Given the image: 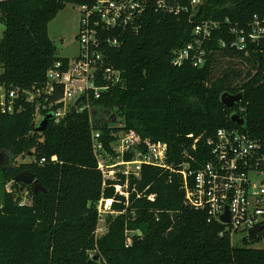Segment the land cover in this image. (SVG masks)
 Returning <instances> with one entry per match:
<instances>
[{"label": "trees", "instance_id": "1", "mask_svg": "<svg viewBox=\"0 0 264 264\" xmlns=\"http://www.w3.org/2000/svg\"><path fill=\"white\" fill-rule=\"evenodd\" d=\"M92 1L0 0L6 27L0 84L43 87L55 63L68 60L57 55L49 23L68 4ZM255 15L264 20V0H205L196 20H218L221 27L205 45V64L194 67L172 62L174 51L192 40L193 25L183 15L151 9L138 33L126 32L120 48L106 50L122 81L91 99L95 111L74 109L38 131L31 102L18 100L13 114L0 110V154L7 152L14 163L0 167L12 189L2 192L0 204V264H98V256L103 264H264V249L249 246L264 231L244 239V247L232 245L228 235L220 236L223 225L186 204L178 172L145 167L142 178L130 182L136 191L126 204L112 185L104 187L92 143L93 130H100L111 151V132L123 128L141 147L167 143L172 168L186 163L195 171L208 160L207 141L220 128L245 131L264 144V39L243 50L220 44L230 38L227 18L243 27ZM225 93L241 94L242 100L226 107ZM113 114L117 123L110 124ZM234 114L244 123L233 121ZM26 157L32 160L19 162ZM25 170L45 191L14 181ZM26 191L31 199L22 203ZM102 197L114 199L115 213L106 215L107 231L97 237Z\"/></svg>", "mask_w": 264, "mask_h": 264}, {"label": "built area", "instance_id": "2", "mask_svg": "<svg viewBox=\"0 0 264 264\" xmlns=\"http://www.w3.org/2000/svg\"><path fill=\"white\" fill-rule=\"evenodd\" d=\"M204 2L93 0L81 4L82 18L77 36L80 55L66 62L57 61L55 68L48 71L47 82L41 88L28 91L8 89L0 84V110L5 114H13L18 100L31 102L35 106L37 125L48 114H53V121L60 123L74 109L95 111L91 99H100L112 86L122 81V72L109 64L106 50L120 48L125 43L126 32L138 33L151 9L187 17L193 25V38L174 51L172 62L177 66L186 62L192 63L194 67L203 66L207 60L205 45L221 27L218 20H196ZM226 21L230 25L227 31L230 38L220 39L222 47L243 50L249 43L264 39V20L258 15L243 27L232 24L228 18ZM81 97L82 100L76 105ZM111 137L109 151L102 141V132L94 129L93 150L103 175L104 187L112 185L115 195L125 198L126 204H129L131 192L136 191L135 185L131 188L130 182L140 180L145 167H156L183 176L186 204L206 212L209 220L223 225L220 236L228 235L232 245L238 233L246 234L244 239H251L250 229L257 224L264 225V144L252 139L245 131L218 129L207 141L209 158L197 171L190 169L186 163L181 164L179 169H173L167 159L168 145L163 141L141 147L132 133L123 128L112 131ZM45 161V158L42 159V162ZM6 189L11 191V185L8 184ZM154 197L152 194L149 199L153 200ZM113 201V198L105 197L99 200L100 222L105 223L101 212H107L106 215L115 213L112 211ZM227 208L229 223L222 221ZM99 230L100 227L96 230L97 237L104 234L99 235Z\"/></svg>", "mask_w": 264, "mask_h": 264}, {"label": "rangeland", "instance_id": "3", "mask_svg": "<svg viewBox=\"0 0 264 264\" xmlns=\"http://www.w3.org/2000/svg\"><path fill=\"white\" fill-rule=\"evenodd\" d=\"M81 18H82V14H81L80 5L68 4L49 23V36L53 40L57 48V55L59 57L66 59H73L80 55L81 47L77 36L80 32ZM5 30H6L5 24L0 23V40L4 36ZM0 71H2L1 68ZM116 123H117V117H116ZM30 160H32V158L26 157L24 159H19V162H26ZM11 165H14L12 158L7 152H3L0 161V167L5 168ZM6 184L7 183H5L0 172V204L2 203V192L6 190ZM22 197H23L22 203H26L31 199L29 195V191L24 192L22 194ZM106 213L107 212H101L102 218L106 217ZM109 215H113V214L109 213ZM99 227H100L99 235L107 231V225L103 221L100 222ZM129 233L134 234L135 232L131 231ZM136 233H139V231H137ZM245 235L246 234L244 233H238V235H235L234 246L237 247L246 246V243L244 241ZM249 246L257 249H264V233L262 234L261 239L251 242ZM97 261L99 262L98 264H103V262L99 260V258Z\"/></svg>", "mask_w": 264, "mask_h": 264}, {"label": "water", "instance_id": "4", "mask_svg": "<svg viewBox=\"0 0 264 264\" xmlns=\"http://www.w3.org/2000/svg\"><path fill=\"white\" fill-rule=\"evenodd\" d=\"M55 48H56V46H55ZM221 99H222V102L224 103V105L226 107L231 108L236 103H238V102H240L242 100V95L241 94L230 95L228 93H225V94L222 95ZM81 100H82V97L79 98L76 101V105H78ZM53 118H54L53 114H48L47 116H45L43 118V120L40 122V124L37 126V130L38 131H44L47 128L50 120H52ZM232 120L237 122L238 124H243L244 123V119L241 118L237 114H234L232 116ZM108 123H110V124L116 123V114L112 115V117L108 120ZM1 157H2V153L0 154V161H1ZM14 181L23 182V183H26V184H32L33 187H34L35 193H38L39 191H45V188L42 186L41 182L36 178L35 174L32 173L30 170L22 171L21 173L16 175ZM222 221L225 222V223H229L230 222V214H229L228 208L226 209V213L222 216ZM263 230H264V225L257 224L256 226H254L253 228L250 229V231H249L250 238L256 237ZM95 259L97 260L98 257H96Z\"/></svg>", "mask_w": 264, "mask_h": 264}]
</instances>
